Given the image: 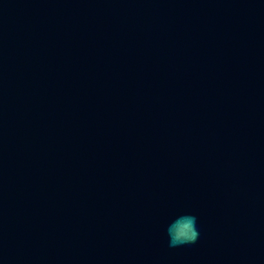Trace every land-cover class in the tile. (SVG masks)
Wrapping results in <instances>:
<instances>
[{"label": "water", "instance_id": "water-1", "mask_svg": "<svg viewBox=\"0 0 264 264\" xmlns=\"http://www.w3.org/2000/svg\"><path fill=\"white\" fill-rule=\"evenodd\" d=\"M0 264H264V0H0Z\"/></svg>", "mask_w": 264, "mask_h": 264}, {"label": "clouds", "instance_id": "clouds-1", "mask_svg": "<svg viewBox=\"0 0 264 264\" xmlns=\"http://www.w3.org/2000/svg\"><path fill=\"white\" fill-rule=\"evenodd\" d=\"M165 231L169 247L194 244L200 235L198 218L192 213H181L167 224Z\"/></svg>", "mask_w": 264, "mask_h": 264}]
</instances>
